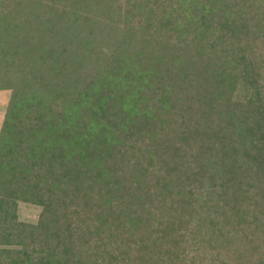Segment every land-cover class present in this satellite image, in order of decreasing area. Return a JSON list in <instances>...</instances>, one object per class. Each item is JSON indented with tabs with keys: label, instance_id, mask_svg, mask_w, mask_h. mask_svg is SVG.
<instances>
[{
	"label": "trees",
	"instance_id": "1",
	"mask_svg": "<svg viewBox=\"0 0 264 264\" xmlns=\"http://www.w3.org/2000/svg\"><path fill=\"white\" fill-rule=\"evenodd\" d=\"M0 91V264H264V0H0Z\"/></svg>",
	"mask_w": 264,
	"mask_h": 264
},
{
	"label": "rangeland",
	"instance_id": "2",
	"mask_svg": "<svg viewBox=\"0 0 264 264\" xmlns=\"http://www.w3.org/2000/svg\"><path fill=\"white\" fill-rule=\"evenodd\" d=\"M11 91H0V132L4 117L11 98ZM42 209L39 206L19 201L17 204L18 219L24 223H36L41 215Z\"/></svg>",
	"mask_w": 264,
	"mask_h": 264
}]
</instances>
